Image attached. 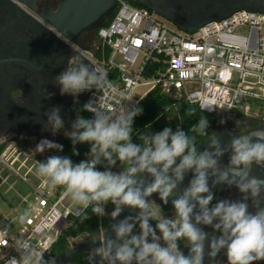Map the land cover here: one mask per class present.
<instances>
[{
  "label": "clouds",
  "instance_id": "clouds-1",
  "mask_svg": "<svg viewBox=\"0 0 264 264\" xmlns=\"http://www.w3.org/2000/svg\"><path fill=\"white\" fill-rule=\"evenodd\" d=\"M67 64L56 77L61 95L78 97L85 91L111 87L103 70L83 60L75 62L72 57ZM93 103L90 100L83 106L92 117L78 114L71 131L65 132L74 152L76 144L90 145L88 158L73 163L67 156L52 155L37 168L49 189L63 187L64 195L83 210L84 220L89 218V208L92 214L103 217L107 204L115 206L110 213L115 221L110 225L114 236L93 239L83 234L75 241L90 240L94 245L88 253L89 264H204L206 256L209 264H218L216 257L222 250L227 264L264 260V175L253 173L254 165L264 169V131L235 134L222 142L218 133L209 135L210 122L201 115L187 131L177 126L175 131L164 127L141 133L133 127L134 119L142 114L140 106L113 118L109 112L92 107ZM61 125L60 108H51L45 128L50 126L55 135ZM134 133L139 142L133 141ZM198 137H210L203 150H198ZM46 150L62 152L63 145L41 139L33 154ZM226 154L229 162L223 164ZM117 162L126 166L114 172L111 169ZM98 165L105 170H99ZM189 172L192 177L181 188ZM219 185L235 186L241 198L220 199L213 204V190ZM153 194H158L164 205L171 199L172 218L149 199ZM125 208L138 212L117 220ZM17 219L21 225L32 223L28 210ZM202 226H210L214 232H206ZM97 240L99 246H95ZM181 242L188 248L187 254ZM16 251L19 257L9 258L8 264H56L54 257L45 260L44 253L26 239L17 241Z\"/></svg>",
  "mask_w": 264,
  "mask_h": 264
},
{
  "label": "built area",
  "instance_id": "built-area-1",
  "mask_svg": "<svg viewBox=\"0 0 264 264\" xmlns=\"http://www.w3.org/2000/svg\"><path fill=\"white\" fill-rule=\"evenodd\" d=\"M97 38L82 54L107 73L111 87L81 93L83 106L94 100L92 107L115 118L129 109L134 90L145 86L146 94L159 87L207 114L264 117V13L239 10L186 32L170 29L147 9L120 2ZM146 70L153 76L144 75ZM38 157L14 145L0 153V189L20 200L10 212H0V264L19 257L21 239L49 254L72 218L83 213L74 210L64 189L48 188L37 173ZM17 185L27 192L21 194ZM25 210L32 223L21 225L17 218ZM105 232L101 228L95 238L103 239Z\"/></svg>",
  "mask_w": 264,
  "mask_h": 264
},
{
  "label": "flooded vegetation",
  "instance_id": "flooded-vegetation-1",
  "mask_svg": "<svg viewBox=\"0 0 264 264\" xmlns=\"http://www.w3.org/2000/svg\"><path fill=\"white\" fill-rule=\"evenodd\" d=\"M58 2L59 0H41L31 4L30 7H37L40 11L45 6L55 8ZM120 2L147 9L164 23L174 24L181 31L220 20L239 10L264 13V0H118V5ZM27 7L26 4H20L16 0H0V149L2 151L9 145H14L32 153L41 139L59 144L69 139L65 132L71 131V124L79 114L78 105L82 95L78 97L61 95L56 77L67 68L70 57L75 62L83 60L89 64L82 52L98 42L97 33H94L83 37L77 45H73L56 34ZM61 57L64 58L62 61ZM33 61L36 62L35 66ZM56 61L61 62L56 63ZM53 107L60 108L63 119V125L55 135L52 134L50 126L45 128L48 112ZM255 131H264V117L247 119L229 112H220L217 115L214 132L219 134L222 142H226L235 134L245 135ZM209 138L199 142L198 150H203ZM45 152L48 154L53 152L54 155L56 150ZM228 162L229 156L226 154L221 163ZM253 173L264 175V169L254 165ZM191 177V172L186 174L180 187L187 186ZM213 191L215 193L213 204L220 199H240L242 195L235 186L229 188L227 185H219ZM149 199L161 205L166 217L174 216L171 199L167 205L163 204L158 194H153ZM114 207L105 211L108 216L106 232L115 222L110 216ZM135 212L138 210L125 208L116 219H123ZM202 227L206 232H214L210 226ZM214 234L219 235V233ZM110 236L114 234L111 232ZM82 246L78 247L79 253L86 257L89 264L90 250ZM180 247L187 254L188 248L183 242ZM72 251L70 249L65 256L56 261V264H71ZM216 260L218 264H227L224 250L218 254ZM204 264H209L207 256ZM254 264H264V260L256 261Z\"/></svg>",
  "mask_w": 264,
  "mask_h": 264
},
{
  "label": "trees",
  "instance_id": "trees-1",
  "mask_svg": "<svg viewBox=\"0 0 264 264\" xmlns=\"http://www.w3.org/2000/svg\"><path fill=\"white\" fill-rule=\"evenodd\" d=\"M141 8V7H137ZM144 75L147 77L153 76L149 71L144 72ZM79 115H82L86 118H91L92 116L88 114L83 109V100L79 101ZM132 106H140L143 111L142 114L137 116L134 119L133 127L137 132H158L163 130L164 127H171L173 131L180 126L183 130L187 131L190 126L197 122L201 115L207 116L210 127L208 129L209 135L215 131L217 115L216 114H207L199 109L196 105H191L187 103L184 99H173L164 95L159 87L154 88L149 91L142 99H140L136 104ZM129 107V108H130ZM189 112H192L193 115L189 116ZM208 137H198V143ZM134 142H139L137 136L134 133L133 136ZM63 145V151L57 152L54 155H61L69 157L73 163H79L82 160L88 158L87 153L90 151V145L87 143L76 144L73 151L72 141L67 139L63 140L60 143ZM2 149H0L1 153ZM78 153V154H77ZM39 162H43L46 159L38 157ZM126 165H120L119 162L112 167L121 169ZM99 170L103 171L104 166L98 165ZM59 191L63 190V187H58ZM114 205L111 203L105 206V211L108 208H112ZM89 218L87 220L83 219V213L77 217L72 218V221L67 228V230L61 235L58 242L55 244L51 252L44 256L45 260L55 258L57 261L59 258L65 256L69 250V239L77 238L83 234H87L91 237H96L99 234L100 229L106 230L108 227V216L105 214L103 217L97 216L91 213V209L87 210ZM155 226V221L151 222ZM137 231L139 230L137 225ZM71 264H88L86 257L82 256L80 253H76L72 257Z\"/></svg>",
  "mask_w": 264,
  "mask_h": 264
},
{
  "label": "water",
  "instance_id": "water-1",
  "mask_svg": "<svg viewBox=\"0 0 264 264\" xmlns=\"http://www.w3.org/2000/svg\"><path fill=\"white\" fill-rule=\"evenodd\" d=\"M16 1L20 4H26L28 6L27 8L36 13L41 21L73 45H77L83 37L97 33L103 28L110 21L118 6V0H59L55 8L45 6L42 10L38 11L37 7H30V5L41 0ZM199 27L201 26L183 31L195 32ZM105 235L110 236L111 230L109 229ZM92 246L94 245L88 240L82 247L90 250ZM95 246H99L98 240ZM71 253L73 256L79 253V249L73 250Z\"/></svg>",
  "mask_w": 264,
  "mask_h": 264
},
{
  "label": "rangeland",
  "instance_id": "rangeland-1",
  "mask_svg": "<svg viewBox=\"0 0 264 264\" xmlns=\"http://www.w3.org/2000/svg\"><path fill=\"white\" fill-rule=\"evenodd\" d=\"M168 27L172 30H175V31H180V29L178 27H176L174 24H171V23H168L167 24ZM148 87H145V86H140V87H137L134 92H133V97L132 99L130 100L129 104L130 105H134L136 104L140 99H142L146 92L148 91ZM32 146V144L30 145ZM32 155L33 156H39V157H44V158H48L49 156H52L53 155V152H50L48 154V152H43V153H36L35 155L33 154V151H32ZM112 171L114 172H119L117 169L113 168L111 169ZM17 190L22 194V193H26L27 192V188H24L22 185H17ZM2 189H0V212H10L9 209H10V206H17L20 202L18 196L16 193L14 192H5V191H1ZM69 201H71V199H69ZM74 210L77 212V211H80V207L78 205H75L74 206ZM82 236V235H81ZM81 236L77 237V238H73V239H69V247L71 250H78V247H80V245H83L85 244L86 242H88V240H85L84 242H81V243H75V241H77ZM84 252H87V251H84Z\"/></svg>",
  "mask_w": 264,
  "mask_h": 264
},
{
  "label": "crops",
  "instance_id": "crops-1",
  "mask_svg": "<svg viewBox=\"0 0 264 264\" xmlns=\"http://www.w3.org/2000/svg\"><path fill=\"white\" fill-rule=\"evenodd\" d=\"M95 238V237H94Z\"/></svg>",
  "mask_w": 264,
  "mask_h": 264
}]
</instances>
